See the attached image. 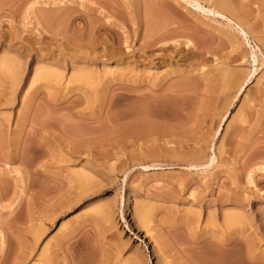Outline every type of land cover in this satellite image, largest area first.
I'll list each match as a JSON object with an SVG mask.
<instances>
[{"label":"rangeland","instance_id":"rangeland-1","mask_svg":"<svg viewBox=\"0 0 264 264\" xmlns=\"http://www.w3.org/2000/svg\"><path fill=\"white\" fill-rule=\"evenodd\" d=\"M201 1L249 41L184 0H0V264H264V0Z\"/></svg>","mask_w":264,"mask_h":264},{"label":"bare ground","instance_id":"bare-ground-1","mask_svg":"<svg viewBox=\"0 0 264 264\" xmlns=\"http://www.w3.org/2000/svg\"><path fill=\"white\" fill-rule=\"evenodd\" d=\"M184 1L187 4L191 5L192 7H194L195 9H197L198 11H201L203 13H209V14L215 16V17H220V18H223V19H228L229 23L236 25L238 27V29H239L240 34L243 35L244 37H246V39H248V36L249 35L245 31V29L243 27H241L239 24L235 23V21L233 19L227 17L223 12H221L215 6L207 8L202 3L201 0H184ZM248 41H249V39H248ZM180 44L177 43V46H179ZM187 44L190 45L191 42L189 41L188 43H186V45ZM254 56L257 57L256 52H254ZM255 62H257V59H255ZM247 86H248V83H246L245 85L242 86V88L240 89V94H243V92L245 91V89L247 88ZM228 118H229V115L224 118V122H226Z\"/></svg>","mask_w":264,"mask_h":264}]
</instances>
